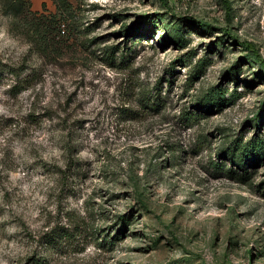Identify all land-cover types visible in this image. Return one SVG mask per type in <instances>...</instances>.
I'll use <instances>...</instances> for the list:
<instances>
[{
  "label": "rangeland",
  "instance_id": "374dc122",
  "mask_svg": "<svg viewBox=\"0 0 264 264\" xmlns=\"http://www.w3.org/2000/svg\"><path fill=\"white\" fill-rule=\"evenodd\" d=\"M2 3L0 264H264V0Z\"/></svg>",
  "mask_w": 264,
  "mask_h": 264
},
{
  "label": "trees",
  "instance_id": "16d2710c",
  "mask_svg": "<svg viewBox=\"0 0 264 264\" xmlns=\"http://www.w3.org/2000/svg\"><path fill=\"white\" fill-rule=\"evenodd\" d=\"M3 12L11 14L14 18V21L23 20L25 26H27L29 31L36 33L38 35L39 41L47 42L49 37H52L57 33H60L62 30V25L69 23L71 24L74 20L73 10L74 3L73 0H53L56 4V12L54 13H44V12H34L30 8L29 0H2ZM149 23H154V19H150V16L146 15ZM145 16V17H146ZM142 21L134 22L132 25L126 27L123 31L125 34L138 36L141 32ZM179 33V30H177ZM52 33L54 35H52ZM175 41H179L180 38H174ZM205 69V64L203 61H200L194 69V77H198L200 73ZM224 92L221 90H211L208 94L202 98V106H221L222 101H225ZM163 98H156L154 103L156 105H161ZM262 119V118H261ZM264 121V118L261 120ZM258 146V147H257ZM264 155V143L260 142L258 145L247 144L242 147L241 156L239 157L240 162L239 166L243 167L244 162L250 158L251 161L258 159L259 154ZM123 217V216H122Z\"/></svg>",
  "mask_w": 264,
  "mask_h": 264
}]
</instances>
